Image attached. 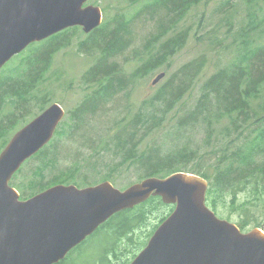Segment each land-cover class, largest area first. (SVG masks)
Listing matches in <instances>:
<instances>
[{
  "label": "trees",
  "instance_id": "obj_1",
  "mask_svg": "<svg viewBox=\"0 0 264 264\" xmlns=\"http://www.w3.org/2000/svg\"><path fill=\"white\" fill-rule=\"evenodd\" d=\"M200 1L156 0V7L159 10L151 19H156L159 32L145 46L143 55L139 57L141 63L134 72L127 73L123 65L116 60L127 51L132 42V29L124 16H117L114 27H112L113 22L104 20L99 27L90 32L82 46L86 48V52L97 55L95 63L87 70L84 77V82L88 86H93V93L89 94L82 105L74 111L73 119L76 125L83 120L86 113L96 112L102 103L113 99L136 79L153 74L169 56L183 47L189 33L182 30L168 36L170 33L168 25L173 24L171 27H174V30L180 22V17L198 5ZM252 2L255 0H249L248 6H255ZM248 17L251 30L240 35L241 40L238 41L237 47L241 49L237 50L235 56L237 61L231 67L222 68L212 74L204 82L203 92L195 106L186 109L176 123L177 139H181L189 127L206 124V136L203 143L211 147V154L207 152L200 154V150H194L186 144L163 153L156 140L148 142L146 149H140L143 138L136 139L137 134L134 132L138 128L139 120L140 123L147 124L149 130L163 125L166 116L183 99L195 77L202 70L205 61L197 59L185 65L183 68L185 73L179 75L183 82L189 76H193L190 71L195 70L194 76L189 78L188 82L177 88L174 83L167 84L156 94L155 100L150 101L152 104H155V101H161L164 105L161 110L156 113L151 111L136 115V119L132 122L133 130L127 129L123 123L118 126V132L114 134L113 141L114 149L116 146L119 152L111 157L115 163L104 179L115 180L114 172L132 165L141 167L143 171V174L139 176L141 180L150 176L165 177L179 171L199 174L209 181L207 204L217 215L225 218L228 216L225 215L226 212L245 211L247 212L244 216L245 220L238 224L242 229H246L250 224L263 227L264 222L261 223L258 219V211L262 209L264 214V43H256V40L249 36L261 24L262 29H259L258 33L263 37L264 18L258 22L257 14L253 17V13H249ZM75 29L68 28L42 41L40 44H46L43 47L47 48L41 51L42 56L40 53L36 61L32 62L30 59L28 67L33 68L38 65L45 69L51 59L50 47L52 48L53 42L67 38L70 35L68 32ZM167 36L164 42L156 44L162 37ZM157 45L160 47L154 51ZM43 60H46V63ZM174 78L177 80L176 76ZM33 82L35 81L29 79V86ZM28 84L20 87L16 85L12 77L0 75V104L12 93L18 95L21 102L27 103V93L30 89ZM48 104L49 102H44L41 105V111ZM223 119L229 121L225 127V134L217 132L215 135V124ZM16 123L13 119L6 124L0 123V152L9 140ZM247 125H250L251 129L248 133H244V127ZM58 133L59 128L52 141L25 162L26 164L35 158L41 161L36 166L37 171L31 176L27 188L16 185L22 191V196L25 194L23 197L29 198L55 184L75 182L76 178L73 174L76 169L73 168L49 175V170L56 166L57 156L53 155L50 148ZM232 134L237 135L236 138H231ZM213 139L216 140L213 141ZM105 150L108 151L109 147L107 146ZM23 166L13 177V182L23 170ZM35 175L40 178L36 180V183L33 182ZM241 192L248 194L244 204H241L239 200ZM252 207L256 210H252ZM173 209L174 206L164 203L160 196H152L133 208L116 213L85 241L71 250L61 263L129 264ZM152 216H155L156 224L151 229L143 230V226ZM143 233H145L144 238ZM74 254L77 255L74 256Z\"/></svg>",
  "mask_w": 264,
  "mask_h": 264
},
{
  "label": "rangeland",
  "instance_id": "obj_2",
  "mask_svg": "<svg viewBox=\"0 0 264 264\" xmlns=\"http://www.w3.org/2000/svg\"><path fill=\"white\" fill-rule=\"evenodd\" d=\"M252 3L255 6H248L249 0H201L198 5L180 17V22L174 30V27H171L173 24L168 25L170 27L168 36L182 30L189 33L185 45L169 56L167 61L153 74L136 79L125 90L116 94L113 99L104 102L105 104L102 103L96 112L86 113L83 120L78 123L79 126L73 119V113L82 105L86 97L93 93V86H88L84 82V77L87 70L95 63L97 55L86 52V48L82 46L90 33H86L80 26H73L76 29L69 31L70 35L67 38L54 41L52 48L50 47L51 50L53 49L52 52L50 50L51 59L48 66L43 68L44 70L38 65L33 68L32 66L28 67V61L30 59L32 62L36 61V57L41 51L47 48L43 47L46 44H40L42 41L33 43L21 53L13 56L0 71V75L3 77L15 79L16 85L22 83L21 85L25 86L29 79L35 81L30 86L28 84L30 89L27 93V103L21 102L20 97L13 93L3 99L0 104L2 107L0 123L6 124L10 119L17 122L9 136L10 140L16 131L43 111H41V105L44 102H49L47 106L55 102L60 103L66 110V116L59 126L55 142L50 148L53 155L57 156V161L55 168L49 170V175L73 168L76 169L73 174L76 180L69 184H75L81 188L93 186L108 180L104 177L110 173L109 169H113L115 162L111 157L116 156V153L119 152V148L117 149L116 146L114 149L113 141L114 134L118 132V126L123 123L127 129L133 130L132 122L136 119V115H143L151 111L156 113L161 110L164 107L161 101H155V104L150 101L155 100L156 94L167 84L174 83L177 88L188 82L189 78L194 76L195 70L190 71L193 76H189L186 78L187 80L181 82L179 75L185 73L183 72L184 66L197 59H202L205 61L202 70L195 77L183 99L166 116L163 125L160 128L154 127L155 129L149 130L147 124L140 123L139 120L138 128L134 132L137 134L136 139L143 138L140 149H146L148 142L156 140L163 153L186 144L194 150H200V154L204 152L211 154V147L203 143L206 136V124L201 123L189 127L183 137L177 139L176 123L186 109L195 106L203 92L204 82L212 74L222 68L231 67L237 61L235 56L237 50L241 49V47H237L238 41L241 40L240 35L251 30L248 25L250 21L248 14L253 13V17L257 14L258 22L264 18V0H255ZM87 4L99 5L104 12V20L113 22L112 27L117 23L115 21L117 16H124L125 20L129 21V27L132 29V42L127 51L116 60L123 65L127 73L134 72L141 63L139 57L143 55L145 46L159 32L156 19H151L159 10L156 7V0L140 2L134 0H88ZM259 29H262L261 24L257 30L252 31L249 37L256 40V43H264V35L260 36ZM168 36L162 37L156 44L164 42ZM159 47L160 45H157L154 51H157ZM43 61L46 63V60ZM161 72L166 73L165 77L153 84V80ZM175 76L177 80L174 78ZM21 85L20 87H22ZM228 123L227 119L216 123L215 135L217 132L225 134V127ZM250 129V125L245 126L244 133H248ZM148 132L150 133L144 136ZM236 136L232 134L231 138H236ZM215 140L213 139V141ZM107 146L109 147L108 151L105 150ZM39 163H41L39 159H31L23 166V170L11 184L14 187L22 185L27 188ZM141 174H143L141 167L132 165L118 169L114 172L115 180H110L116 187L124 189L141 181L139 178ZM39 179L35 175L33 182L36 183V180ZM18 190L22 193L20 189ZM23 196L21 194V199H27ZM247 199L246 192L239 194L241 204H244ZM252 210H256V208L252 207ZM246 213L245 211L226 212L225 215L228 216L225 218L240 224V221L245 220ZM154 217L152 216L150 221L143 226V230L151 229L156 224ZM219 217L224 218L220 215ZM258 219L261 223L264 222L262 209L258 211ZM254 227V224H250L242 230L246 231Z\"/></svg>",
  "mask_w": 264,
  "mask_h": 264
},
{
  "label": "water",
  "instance_id": "obj_3",
  "mask_svg": "<svg viewBox=\"0 0 264 264\" xmlns=\"http://www.w3.org/2000/svg\"><path fill=\"white\" fill-rule=\"evenodd\" d=\"M88 0H0V70L30 44L67 28L103 23ZM166 75L161 72L156 84ZM66 116L52 103L21 127L0 152V264H62L113 215L152 196L175 207L129 264H264V230L243 231L207 204L209 181L185 171L150 176L121 189L110 180L55 184L27 198L11 184L24 163L51 142Z\"/></svg>",
  "mask_w": 264,
  "mask_h": 264
}]
</instances>
